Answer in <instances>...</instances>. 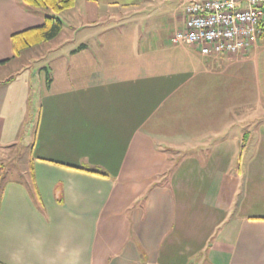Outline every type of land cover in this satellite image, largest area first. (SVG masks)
<instances>
[{"label": "crops", "instance_id": "crops-1", "mask_svg": "<svg viewBox=\"0 0 264 264\" xmlns=\"http://www.w3.org/2000/svg\"><path fill=\"white\" fill-rule=\"evenodd\" d=\"M150 1L75 0L12 57L50 13L0 0V152L32 137L36 187L2 185L0 264H264V39L217 57L150 43L115 65V19Z\"/></svg>", "mask_w": 264, "mask_h": 264}, {"label": "rangeland", "instance_id": "rangeland-1", "mask_svg": "<svg viewBox=\"0 0 264 264\" xmlns=\"http://www.w3.org/2000/svg\"><path fill=\"white\" fill-rule=\"evenodd\" d=\"M185 3V0H151L141 8V14L130 15V13H128V16L124 18H116V28L114 30L116 49L111 51L112 58L115 59L114 64L118 65L119 61H123V63H127V61L133 63L130 59L134 58L136 52L141 53L145 51L143 49L148 47L150 43L163 44L165 48L170 47L171 45L173 46L171 37L176 30H179L176 26L183 15ZM63 18L66 20V16ZM105 21L106 19H104V22ZM121 28L125 29L123 31L126 33V35L123 34V42H120L119 40ZM66 32L67 30H64L63 33L65 34ZM136 41H138V43ZM119 43L124 44L122 49L118 48ZM260 43H264V40L260 41ZM149 51L151 50H147V52ZM30 57L32 56L25 54L18 61L20 63L30 62L31 65L35 66L36 62L30 59ZM49 57L50 55L47 56L46 59ZM45 77V73L42 72L39 74L37 72L34 85V87L36 86L35 90H37V88L38 90H45ZM258 125H264L261 119ZM31 139L32 137L27 141L25 140L24 143L20 142L19 145L0 152V192L2 185L8 180L25 181L28 178V161L32 143ZM30 140L31 143H29ZM177 196L179 197V195ZM201 202L202 201L199 199L197 205L191 207V209H196V212H198L202 218L204 207ZM189 203L192 204V197ZM204 223L206 224V221H204ZM204 227H207V231L212 233L208 243L205 245V253H207L210 245L216 243L215 240L220 227L217 228L216 226L211 225V223L210 225H204Z\"/></svg>", "mask_w": 264, "mask_h": 264}, {"label": "built area", "instance_id": "built-area-1", "mask_svg": "<svg viewBox=\"0 0 264 264\" xmlns=\"http://www.w3.org/2000/svg\"><path fill=\"white\" fill-rule=\"evenodd\" d=\"M262 26L264 0H188L171 42L205 57L239 56L256 44Z\"/></svg>", "mask_w": 264, "mask_h": 264}, {"label": "trees", "instance_id": "trees-1", "mask_svg": "<svg viewBox=\"0 0 264 264\" xmlns=\"http://www.w3.org/2000/svg\"><path fill=\"white\" fill-rule=\"evenodd\" d=\"M22 3L29 9L48 11L50 14H45L43 16V22L40 26L24 30L11 36L12 57L17 56L26 49L36 47L42 43H47L55 39L63 28V23L58 15L64 11L72 9L75 5V0H23ZM258 38L264 39V26H262ZM6 62L7 61L0 62V65L5 64ZM28 172L30 185L36 192V187L33 182L31 150L28 161Z\"/></svg>", "mask_w": 264, "mask_h": 264}]
</instances>
